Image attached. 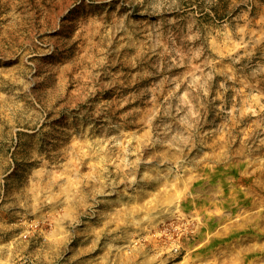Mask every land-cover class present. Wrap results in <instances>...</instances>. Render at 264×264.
Segmentation results:
<instances>
[{
	"label": "rangeland",
	"instance_id": "374dc122",
	"mask_svg": "<svg viewBox=\"0 0 264 264\" xmlns=\"http://www.w3.org/2000/svg\"><path fill=\"white\" fill-rule=\"evenodd\" d=\"M0 264H264V0H0Z\"/></svg>",
	"mask_w": 264,
	"mask_h": 264
}]
</instances>
